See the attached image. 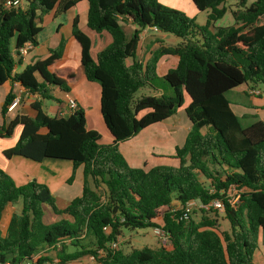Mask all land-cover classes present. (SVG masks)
Returning a JSON list of instances; mask_svg holds the SVG:
<instances>
[{"label": "trees", "instance_id": "obj_1", "mask_svg": "<svg viewBox=\"0 0 264 264\" xmlns=\"http://www.w3.org/2000/svg\"><path fill=\"white\" fill-rule=\"evenodd\" d=\"M79 1L23 0V7L10 8L0 2V85L9 80L46 99L51 98V88L69 93L75 71L51 69L63 52V38L46 57L20 72L13 69L21 59L17 50L26 42L37 45L42 15H62ZM86 1V27L96 33L106 31L111 41L92 58L91 40L79 28L77 16L71 35L80 46L84 77L98 83L100 113L113 139L102 143L97 131L87 130L79 108L66 116H50L38 101L31 103L34 115L16 113L5 121L15 95L9 91L4 96L0 138L10 137L17 126L20 131L15 144L2 151L3 157L68 160L72 170L66 182H72L80 165L83 182L81 194L58 208L45 183L30 179L17 184L0 167V263L18 264L38 254L36 264H68L106 248L123 229L157 227L154 220L165 208L160 219L167 242L127 252L108 250L96 261L253 264L257 236H264V121L241 126L226 92L243 84H264V0H235L236 8L230 11L233 24L218 27L213 22L226 13L225 0H191L196 10H209L203 26L157 0ZM127 22L134 26L129 35ZM146 28L171 34L179 42L160 45L140 60L136 58L140 32ZM164 55L174 57L176 63L158 76L157 63ZM144 86L159 94L135 97ZM184 93L189 99L184 112L190 127L183 144L175 147L177 167L130 166L119 143L175 114ZM230 185L243 188L233 204L225 197ZM216 197L224 203L222 213L229 224L225 230L220 229L213 207L199 208L202 215L197 220L191 215L178 220L181 210H170L173 201L180 206L189 200L206 205ZM17 202L20 210L12 212L2 232L6 206ZM43 205L59 219L44 223Z\"/></svg>", "mask_w": 264, "mask_h": 264}, {"label": "crops", "instance_id": "obj_2", "mask_svg": "<svg viewBox=\"0 0 264 264\" xmlns=\"http://www.w3.org/2000/svg\"><path fill=\"white\" fill-rule=\"evenodd\" d=\"M3 0H0L2 2ZM86 14H87V1L81 0L77 2L74 6L69 8L64 14H62L65 18L66 23L72 24V20L75 16L78 17V26L79 28L88 35L91 40V49L90 54L92 58H95L96 53L103 49L106 45H108L111 41V37L109 38L107 35H103L102 32L96 33L90 29H88L85 25L86 22ZM46 15L45 19L44 16ZM61 15V16H62ZM59 16V15H58ZM57 16L53 13H46L41 17V31L37 36V45L33 46L25 56H22L20 61L16 64L13 71L20 72L23 68L28 65L32 64L38 59H42L48 55L49 49L55 48L60 40L63 38L65 41L63 52L60 58L52 65V70H63L65 68H71L75 71V78L70 82V91L69 94L74 97L77 102L78 108L83 111L85 117V128L87 130H95L101 136L102 143H110L112 141V136L109 133L108 129L106 128L101 113H100V100H99V86L98 83L88 81L82 72L81 65H80V46L78 42L72 37L71 35V26L68 34H63L61 32L64 23L56 19ZM38 21V20H37ZM51 21L50 23H48ZM47 23L45 26H49L51 29L52 27L54 30L48 33L43 39L40 38L43 32V25ZM128 23V22H127ZM129 26H134L131 23H128ZM99 36L100 45L94 46L93 36ZM110 36V35H109ZM96 38V39H95ZM104 38V39H103ZM166 38V33H161L157 30L146 28L140 32V39H139V47L136 54V58L140 60H145L151 49L157 45L158 39L160 42ZM95 41L97 37H94ZM13 44V43H12ZM171 56L164 55L158 60L157 68L159 61L161 62V70L167 68L168 64L174 61V65L176 63V59L174 57L170 58ZM127 63H131V59H127ZM167 71V70H166ZM166 73V72H165ZM162 73L161 75H163ZM249 88H257L260 91V94L253 95L249 93ZM12 91L15 95V98H18V104L16 107L11 110L10 112L7 111L5 115V121H9L16 113L19 114H26V115H34V110L31 107V103L38 101L41 105V109L44 113L50 116H66L69 114L66 108V102L64 99V93L59 91L57 88H51L50 94L51 99L54 102V106L51 108L52 114H49L47 110H44V103L43 101L46 98H42L38 94H32L26 90H24L19 85L12 83L11 81L7 80L2 85H0V107L3 102L4 96L9 92ZM230 92H238L242 93L243 98L242 102L236 101L235 109L233 108V104L229 99L230 108L232 111L237 114L240 118H250L254 120L260 119L264 121V90L262 91L258 84H243L239 87H236ZM228 91V92H229ZM226 92V94L228 93ZM154 94H159L158 91H155ZM227 97V95H226ZM228 98V97H227ZM189 99H187V104ZM186 104V105H187ZM186 105L182 104V107L178 109V111L173 114L172 116L168 117L167 119L158 122L156 124H162L166 131H175L177 136H180V131H183L182 140H179L177 145H139V140L134 139L138 134L119 143V150L128 162V164L132 167H150L155 164V160H162L166 158L165 154L174 155L175 147H180L183 142L184 138L187 134V131L190 127V122L186 117L184 112V107ZM180 110H183L185 117H177V114ZM1 121V116H0ZM155 125V124H153ZM150 125V126H153ZM148 126V127H150ZM146 127V128H148ZM144 128V129H146ZM143 129V130H144ZM20 127L17 126L14 128L12 135L10 137L0 138V167H2L10 176V168L9 166L11 163L18 159L16 156H12L9 159H6L2 155V151L4 149L12 147L19 135ZM179 139V137H178ZM132 140V141H131ZM126 142L127 143L125 145ZM124 144V145H123ZM123 147V148H122ZM123 149V150H122ZM124 151V153H123ZM21 160V159H18ZM170 160H177V158H172ZM21 162H24L21 160ZM63 163L65 164V172L66 174L58 176L57 173V164ZM35 171L31 172V174H27L22 178H19V181L14 179L17 184L25 183L26 181L30 180L31 176L36 177L35 179L39 182L46 183L50 189V192L56 197V203L60 204V207L63 206V203L66 201L71 200L72 198L79 196L82 190V182H83V175H82V165L78 166L74 178L70 184L66 182V179L69 177L72 164L68 160H61V159H52L46 158L41 162H34ZM9 169V170H8ZM13 177V175L11 176ZM178 202L173 201L171 203V207L177 206ZM43 216L42 220L44 223H52L59 219V216L55 214L49 206L43 205ZM20 210V202H17L13 205H7L1 219V229L4 232L9 218L12 212H18ZM161 220V219H160ZM121 239V238H120ZM81 259L87 260L89 264H99L97 261L95 263H91L87 257H83ZM80 259V260H81ZM56 261V259H53ZM80 260L73 261L74 264H82ZM84 260V261H85ZM253 264H264V236L262 234H258L257 236V248L253 252L252 256ZM69 264V263H68ZM71 264V262H70Z\"/></svg>", "mask_w": 264, "mask_h": 264}, {"label": "rangeland", "instance_id": "obj_3", "mask_svg": "<svg viewBox=\"0 0 264 264\" xmlns=\"http://www.w3.org/2000/svg\"><path fill=\"white\" fill-rule=\"evenodd\" d=\"M157 1L160 4H163V5L170 7V8H174V9L184 13L188 18L192 19L195 22V24L198 26H203L206 23V18H207V15L209 13V10H204V11L196 10L194 5L191 3V0H157ZM225 5L228 7V9H227L226 13L220 19L213 22V25L215 27L227 26V25L233 24V18L231 16L230 11H231V9L236 8L237 3L235 2V0H225ZM45 17H46V15L44 16V19H45ZM56 19H58L59 21H61L65 25V26H63L61 32L64 35L68 34V31L70 30V26H71L70 23L65 22V18L63 15L57 16ZM50 22L51 21H49L48 23H50ZM46 24L47 23H45L43 25V32L40 36L41 39H43L48 33L52 32L54 30L53 27L50 29L49 26H45ZM133 29L134 28L132 26L127 25L126 26L127 34L129 35ZM102 33H103V35H107L110 38L109 34L106 31H102ZM95 36L97 37L96 41H95L96 38L94 39ZM93 40H94V42H93L94 46H96V45L101 46L100 45L101 40L99 39V36L94 35ZM154 41H157V45L154 46L151 50L156 49L160 45L166 46V45L176 44L179 42V39L176 38L175 36L171 35V34H166V38H164V40H161L159 42L158 39H156ZM170 58H172V57H170ZM173 66H174V61L169 63L167 67H168V69H170ZM168 69L165 68L162 71L161 70V62L159 61L158 68L156 69V74L158 76H161V74L165 73L166 70H168ZM258 86L262 91L264 90V84L263 83H259ZM154 92H155V90L152 89L151 86H144V87H141L138 91H136L135 97H138L141 95L154 94ZM226 95H227L228 99L232 103H234L233 108L236 111V109H235L236 101L242 102V98H243L242 93L240 94V93L235 92V91L234 92L229 91ZM50 99L51 98L45 99L43 101V103L45 104L44 110H47V112L49 114H52L51 108L54 106V102ZM187 99H188V97L184 93L183 105L187 104ZM181 113H182V116L185 117L183 110H180L178 112L177 117H181L180 116ZM238 118H239L241 126H246L254 120V118L250 120L251 117L245 119V118H240L238 116ZM182 135H183V131H180V136H177L175 131H170V132L166 131V129H164L162 124H155L153 126H150L146 129L142 130L134 139L139 140V142H140L139 145H167V146H169V145H177L179 140H182V139H180V138H182ZM178 137H179V139H178ZM127 143H130V142H126L125 145ZM123 153H124V151H123ZM165 156H167V157L162 159V160H155V164L177 167V165H178L177 160H170V159L175 157L174 155L165 154ZM16 158L21 159L24 162H21V160H18V159L14 160L11 163V165L9 166V168H10L9 172H10V174L13 175V177H12L13 179H16L19 181V178H22L25 175L31 174V172H34L36 165L34 164V162H32L29 159H26V158H23L20 156H16ZM56 169L58 171V173H57L58 176L66 174L65 164H63V163L57 164ZM30 178L35 179L36 177L31 176ZM200 179H202L204 181V178L201 175H200ZM56 205L58 208L60 207V204H58V202L56 203ZM165 210H166L165 208H162L158 211L159 217L154 220L155 225L160 224V222H161L160 217L162 216V213ZM201 215L202 214L199 211V208L194 207L192 212H191V216L197 220L200 218ZM218 220H219V226H220L221 230H225V229L229 228V224H228L227 220L223 217V213L219 212V211H218ZM120 238H121V240L119 242L118 248H121L124 252L129 251L131 248H141L143 246H147L150 248H156L160 245V241L156 235L154 226L137 228V229H133V230L123 229ZM88 242H89V238H85L83 240V243L87 244ZM69 249H72V247H70ZM84 260L85 259L80 260L81 262H83L82 264H89L87 262V260H85V261ZM90 262L95 263L96 261H90ZM71 264H74V262H71Z\"/></svg>", "mask_w": 264, "mask_h": 264}, {"label": "built area", "instance_id": "obj_4", "mask_svg": "<svg viewBox=\"0 0 264 264\" xmlns=\"http://www.w3.org/2000/svg\"><path fill=\"white\" fill-rule=\"evenodd\" d=\"M23 5H24L23 0H3L2 1V6L4 8L18 7V6L23 7ZM32 47H33V45L30 42L24 43L23 46L17 50V53H18L17 57L21 58L22 56H25ZM249 93L253 94V95H258V94H260V91L257 88H249ZM64 99H65L66 108H67L69 114L78 109V105H77L76 100L69 93H64ZM18 100H19L18 98H14L11 101V103L7 107L8 112H10L11 110H13L16 107V105L18 104ZM241 190H243V188L237 189L233 185H230L228 187V190L226 191V195H225V197H227V201L230 204H233L237 200ZM194 207H198V208H202V209H208L209 207H213V209H215L219 212L224 211V203H223L222 199L217 198V197L213 198L210 201V203L206 204V205L198 203L195 200H189L186 203H184L183 206H180L179 204H177V206L170 207V210L171 211L181 210V213L177 217L178 220H183V219L187 220L189 218V216L191 215V212H192ZM155 232H156V235H157L160 243L168 241V238H169L168 233L163 229L161 222L157 227H155ZM120 240H121L120 237H118L115 241H112L111 243H109L106 248L96 249L94 254H89L86 256L87 259H89L91 261H96L97 258L103 257L107 253L108 250H114V249L118 248ZM37 258H38V254H34L29 259H24L23 261H21L18 264H36ZM3 264H13V263L5 262ZM45 264H47V262Z\"/></svg>", "mask_w": 264, "mask_h": 264}]
</instances>
